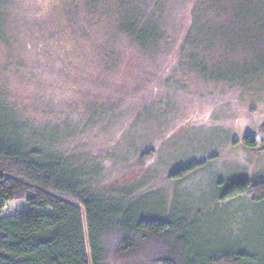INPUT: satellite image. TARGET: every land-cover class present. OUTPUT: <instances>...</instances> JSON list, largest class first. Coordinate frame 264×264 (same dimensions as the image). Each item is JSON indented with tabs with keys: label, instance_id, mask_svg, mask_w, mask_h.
I'll return each mask as SVG.
<instances>
[{
	"label": "rangeland",
	"instance_id": "1",
	"mask_svg": "<svg viewBox=\"0 0 264 264\" xmlns=\"http://www.w3.org/2000/svg\"><path fill=\"white\" fill-rule=\"evenodd\" d=\"M61 4L12 0L0 19V107L32 139L30 130L57 125L56 147L76 154L75 162L98 161L104 181L120 177L140 211L187 217L201 253L245 251L264 262V201L216 202L221 180L264 178V76L207 78L236 70L228 56L208 76L181 68L194 0L174 1L169 41L155 52L115 29L109 14L88 19L80 0L68 23ZM245 134L257 137L256 148L245 146ZM196 163L184 177L170 175ZM79 167L96 166L83 160ZM26 206L10 200L3 213Z\"/></svg>",
	"mask_w": 264,
	"mask_h": 264
},
{
	"label": "trees",
	"instance_id": "2",
	"mask_svg": "<svg viewBox=\"0 0 264 264\" xmlns=\"http://www.w3.org/2000/svg\"><path fill=\"white\" fill-rule=\"evenodd\" d=\"M11 1L0 0V19L8 14ZM80 1L88 19L109 14L115 29L143 51L155 52L169 41L168 12L175 0ZM62 3V17L71 24L79 0ZM103 49L109 65L113 54L105 44ZM179 51L184 70L208 76L207 70H217L228 56L235 58L236 70L207 78L260 80L264 0H194ZM14 117L6 106L0 107V264H264L255 263L259 257L245 251L201 253L187 217L140 211L134 189L120 186V177L104 181L98 161L75 162L76 154L56 147L57 125L30 130L32 139ZM256 139L245 134L243 143L256 148ZM259 147L264 149V144ZM153 151L145 150L140 160ZM83 160L96 166L93 172L79 167ZM199 164L176 168L170 175L184 177ZM218 187L217 203L264 201V178L221 180ZM15 199L26 200L27 206L4 214L6 203Z\"/></svg>",
	"mask_w": 264,
	"mask_h": 264
}]
</instances>
